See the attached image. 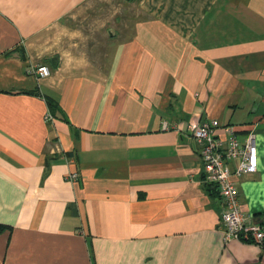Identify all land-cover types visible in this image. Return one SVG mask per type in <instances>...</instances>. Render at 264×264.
Segmentation results:
<instances>
[{
	"label": "crops",
	"instance_id": "obj_1",
	"mask_svg": "<svg viewBox=\"0 0 264 264\" xmlns=\"http://www.w3.org/2000/svg\"><path fill=\"white\" fill-rule=\"evenodd\" d=\"M101 1L0 0V264H264L224 243L191 130L254 134L234 183L264 222V0H137L113 25Z\"/></svg>",
	"mask_w": 264,
	"mask_h": 264
},
{
	"label": "built area",
	"instance_id": "obj_2",
	"mask_svg": "<svg viewBox=\"0 0 264 264\" xmlns=\"http://www.w3.org/2000/svg\"><path fill=\"white\" fill-rule=\"evenodd\" d=\"M37 79L49 77L51 70L46 65H38L31 70ZM51 115L46 112L44 122L51 123ZM218 129L223 136L217 133ZM192 136L199 145V158L204 171V180L217 190L222 206L221 231L223 241L238 240L251 243L264 250V222H254L253 218L240 209L238 191L234 179L251 175L257 171V153L254 134L249 132L241 141L231 126H222L216 120L199 122L191 127ZM65 180L75 183L76 172L65 176Z\"/></svg>",
	"mask_w": 264,
	"mask_h": 264
},
{
	"label": "rangeland",
	"instance_id": "obj_3",
	"mask_svg": "<svg viewBox=\"0 0 264 264\" xmlns=\"http://www.w3.org/2000/svg\"><path fill=\"white\" fill-rule=\"evenodd\" d=\"M135 1L131 0H105L101 1V4H107L106 12L103 11L108 19L112 18V25L114 23V18L116 16L117 24L120 22V19H126V18H132L133 14L135 13V5L132 3ZM101 12V11H100ZM78 13H81V10L78 11ZM120 14V15H119ZM76 16V14H74ZM119 15V16H118ZM71 20V19H70ZM68 28H74V29H81V27L86 28V26H83L82 24H79L78 20L74 21L73 24L69 21H66L63 23ZM84 30H82L83 32ZM86 32V31H84Z\"/></svg>",
	"mask_w": 264,
	"mask_h": 264
},
{
	"label": "trees",
	"instance_id": "obj_4",
	"mask_svg": "<svg viewBox=\"0 0 264 264\" xmlns=\"http://www.w3.org/2000/svg\"><path fill=\"white\" fill-rule=\"evenodd\" d=\"M131 1H137V0H131ZM51 62V61H50ZM45 65V64H44ZM48 66V65H47ZM49 67V66H48ZM50 68V67H49ZM51 70V69H50ZM27 93V92H26ZM27 94H32V95H35L37 97H41L44 101H45V104H46V107H47V112L51 115L52 119L55 120V119H61L58 115H57V112H58V108H57V105L56 103L49 99V98H46V97H43L42 95L39 94V91H32V92H29ZM53 122V121H52ZM52 122L51 123H47L49 126L52 125ZM68 155V154H66ZM208 184V183H207ZM206 188H207V191L210 193V195H215V193L217 192L216 191V188L211 186V184H208L206 185ZM7 229V226H4V225H0V232L4 231Z\"/></svg>",
	"mask_w": 264,
	"mask_h": 264
}]
</instances>
